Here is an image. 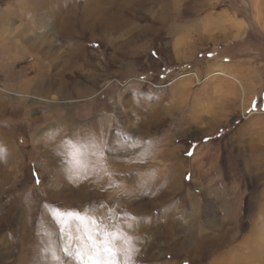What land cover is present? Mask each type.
Here are the masks:
<instances>
[{
  "label": "rangeland",
  "instance_id": "1",
  "mask_svg": "<svg viewBox=\"0 0 264 264\" xmlns=\"http://www.w3.org/2000/svg\"><path fill=\"white\" fill-rule=\"evenodd\" d=\"M48 1L0 0V264H264V0ZM100 114L103 159L51 151Z\"/></svg>",
  "mask_w": 264,
  "mask_h": 264
},
{
  "label": "bare ground",
  "instance_id": "2",
  "mask_svg": "<svg viewBox=\"0 0 264 264\" xmlns=\"http://www.w3.org/2000/svg\"><path fill=\"white\" fill-rule=\"evenodd\" d=\"M56 2H58V1H56ZM43 3H46V6H48V7H46L47 9H46V11H45V16H46V18H47V16L49 15V13L50 12H55L57 9H55L54 7V5L51 3V5L49 4L50 2L48 1V0H43ZM54 3V2H53ZM58 5V4H57ZM7 13V12H6ZM4 17V16H3ZM86 18H87V14H84L83 16H82V19H81V24H83V25H86L85 24V20H86ZM85 19V20H84ZM222 22H223V20H222ZM100 26L102 27V28H105V29H108V30H110V29H115V30H117L118 29V27L120 26L119 25V21L118 20H115V18H107L106 19V21H102L101 20V23H100ZM236 28V27H235ZM239 28V27H238ZM104 29V30H105ZM73 30V29H72ZM72 30H68L67 31V33H65L66 34V36H68V35H71V34H73V33H75V32H80V31H78V29L77 30H75L74 29V31H72ZM112 31V30H111ZM233 31H235V30H233ZM238 31V30H237ZM105 32V31H104ZM46 79V78H45ZM58 84V83H57ZM36 85L38 86V88L39 89H44L43 87H42V83H36ZM45 85V84H44ZM46 87L47 88H49V90H52V91H50V96L53 98V96H55V93H57L58 94V96H60V97H63L62 95H63V92H62V90H64L65 88L64 87H56L55 86V88L56 89H53L54 87H53V85H49V86H47V84H46ZM54 90V91H53ZM66 92V91H65ZM76 92H78L79 93V90H76ZM77 93V94H78ZM48 95V94H47ZM65 95H67V94H65ZM101 116L100 117H98V119L95 121L94 120V122L88 127V128H86L85 126V128H84V130L83 129H81V128H76V127H74V125L73 124H75V123H77V121L75 120V117L74 116H68V117H66V118H63L62 119V127L60 128V135H54L56 138H53V139H55V141L53 140V142H50V145H49V147L52 149L51 151H53V152H57V154L56 155H62L63 153L65 154V160L66 161H74V160H76V161H78V163L79 164H82V163H86V162H88V160L89 161H91L92 162V164H93V162H95V160H101V159H103L102 158V153H103V151L105 150V148H108V149H110L111 150V148L113 149H115V144L117 143V140L118 139H116L115 137H110L109 139L107 138V139H105V137L107 136L108 137V121H109V119H108V117L106 116V115H104V114H100ZM44 118V117H43ZM74 120H75V123H74ZM111 120V119H110ZM92 122V121H91ZM110 122H112V121H110ZM109 122V123H110ZM90 123V122H89ZM117 125V124H116ZM123 127H121L120 129H121V131H124L123 129H122ZM128 128V127H127ZM117 129V128H116ZM126 129V128H125ZM118 133V132H117ZM125 133H126V135H129L130 134V132H128V129H126L125 130ZM124 133V134H125ZM113 135V134H112ZM135 135V134H134ZM136 136V135H135ZM134 136V137H135ZM129 138V137H128ZM136 138V137H135ZM49 140V139H48ZM120 140V139H119ZM127 141V140H126ZM9 142V141H8ZM120 142V141H119ZM6 144H8L9 145V147L10 148H14V146L12 145V144H10V143H6ZM118 145V147L119 148H122L123 150H125V149H129V147H130V145L128 146V148L125 146V145H123V144H121V143H119V144H117ZM132 147V146H131ZM135 149V148H134ZM94 153H96L95 154V156H97V157H93V154ZM133 154V153H132ZM50 156V155H49ZM49 156H47V159L44 161V162H50V163H54L52 160H50L48 157ZM99 156H101L100 158H98ZM63 158V159H64ZM85 160V161H84ZM119 160V159H118ZM108 161V160H107ZM119 162V161H118ZM123 162V161H122ZM118 164V163H117ZM120 164H121V162H120ZM124 167V166H123ZM125 170V169H124ZM92 171V170H91ZM94 171V170H93ZM85 173H87L86 172V169H85V171H84ZM96 172H98V171H96ZM96 172H94V173H96ZM128 174V173H127ZM89 175H92L91 177H92V179L91 180H88V179H86V178H89V176H86L85 178H84V182H83V184H84V186H83V188L84 189H87V188H90L91 187V181L92 182H94V185H93V188L96 190V191H99L100 190V188L102 187V186H104V181L106 180V176L105 175H103L101 172H98V175H93V174H89ZM107 175H108V172H107ZM130 175V174H129ZM54 181V180H53ZM109 181V180H108ZM107 184V183H106ZM52 185H53V187H54V185H56V187H54V190L55 191H53V194H52V196L53 197H56V198H58V197H62V196H65L66 194H63V192H62V190H61V188H62V185H66V184H62V183H59V182H53L52 183ZM88 185V186H87ZM111 185V184H110ZM65 188V187H64ZM81 191V190H80ZM76 192H77V190H76ZM84 192V191H83ZM86 192H88V191H86L85 190V192L84 193H86ZM89 193V192H88ZM79 194V193H78ZM81 194V193H80ZM87 194V193H86ZM69 195V194H68ZM68 195H66V196H68ZM83 195V194H82ZM85 195V194H84ZM78 196H80V195H78ZM24 195L23 194H21L20 196H19V200L21 199V200H23L24 201ZM30 202H31V200H29ZM18 204V203H17ZM30 207V206H29ZM29 207H27L26 208V211L28 212V211H30V209L31 208H29ZM33 209V208H32ZM259 209V208H258ZM35 210V209H34ZM32 212V211H31ZM46 213V212H45ZM103 224V223H102ZM240 224H244V221L243 220H241L240 221ZM105 227V226H104ZM111 228V227H110ZM78 231V230H77ZM110 233V232H109ZM256 233V232H255ZM114 234V233H113ZM255 235V234H254ZM104 236V235H103ZM116 237V236H115ZM115 237H113V238H115ZM205 238V237H204ZM232 239V238H231ZM107 240V239H106ZM254 240V239H253ZM256 240V239H255ZM205 241H208V243L210 242V240H205ZM224 241V240H223ZM223 241L222 240H214V239H211V242H216L217 244H216V248H218V247H220L221 246V244L223 243ZM210 244V243H209ZM209 248H211V247H209ZM255 249V248H254ZM100 259V258H99Z\"/></svg>",
  "mask_w": 264,
  "mask_h": 264
},
{
  "label": "snow or ice",
  "instance_id": "3",
  "mask_svg": "<svg viewBox=\"0 0 264 264\" xmlns=\"http://www.w3.org/2000/svg\"><path fill=\"white\" fill-rule=\"evenodd\" d=\"M104 251L107 253V257L101 262L99 259L89 256L88 259L93 261V264H113L115 258V251L113 248L106 247ZM78 257H81V253H77Z\"/></svg>",
  "mask_w": 264,
  "mask_h": 264
}]
</instances>
